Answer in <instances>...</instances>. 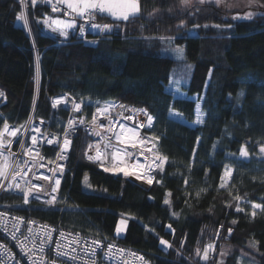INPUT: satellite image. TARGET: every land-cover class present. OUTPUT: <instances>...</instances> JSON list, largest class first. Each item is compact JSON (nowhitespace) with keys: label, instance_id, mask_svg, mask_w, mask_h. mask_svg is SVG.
<instances>
[{"label":"trees","instance_id":"16d2710c","mask_svg":"<svg viewBox=\"0 0 264 264\" xmlns=\"http://www.w3.org/2000/svg\"><path fill=\"white\" fill-rule=\"evenodd\" d=\"M255 1V13L242 18L245 10L214 0H139L140 12L127 20L99 14L111 27L85 42L43 32L39 19L53 13L29 0L31 35L20 23L21 0H0V130L2 115L22 128L33 109L37 122L60 130L68 112L52 109L57 94L83 102L88 116L122 101L155 117L150 133L167 157L147 190L86 160L90 137L80 129L55 205L25 203L4 189L0 209L115 240L152 264H240L242 251L264 264V211L253 215L241 202L264 206V0ZM167 39L184 46L192 65L184 97L171 90L178 61L161 53ZM199 103L205 120L195 125ZM45 151L54 157V149ZM123 215L127 230L117 236ZM208 244L213 259L203 262Z\"/></svg>","mask_w":264,"mask_h":264},{"label":"built area","instance_id":"2783aa9c","mask_svg":"<svg viewBox=\"0 0 264 264\" xmlns=\"http://www.w3.org/2000/svg\"><path fill=\"white\" fill-rule=\"evenodd\" d=\"M37 2L49 6L51 12L58 16L69 19L76 16L67 6L54 0H50V2L48 0H37ZM52 5H56L60 8V11L54 12ZM97 13L99 14V11ZM97 13L95 11L92 13L94 19L86 16L79 17L81 23L70 30L69 36L74 41L91 42L94 40L93 36L104 34L106 29L93 27V24L100 25L96 20ZM81 27L85 29L83 33L80 31ZM30 34L32 35L31 32ZM64 42L66 40H61V43ZM56 100L62 102L53 107ZM5 103L6 98L0 97V108ZM74 103L81 105L79 111L74 109ZM50 104L53 110L64 109L68 112V117L60 130H52L50 127L37 122L33 109L27 122L22 128H19L20 131L15 137L8 136L5 133V147L0 148V153H3L0 156V164L6 163L8 165L5 171L7 179L0 177V192L8 189L12 193L23 196L25 201V193L28 192V189H31L32 191L28 193V202L36 201L47 206L55 205L67 171L73 140L80 129L86 130L90 137L85 152L86 160L93 163L108 164L109 159L106 151H111L114 154L119 151L123 161L120 163L128 169L129 175H126L127 177L135 176L138 178L150 175L153 177L151 185L155 182L156 173L159 169L156 166L161 165V161L157 159V156H163V154L158 148L157 139L150 133L154 126L155 117L147 108L118 101L108 104L112 107L105 115L97 114L95 109L88 116L85 113L83 102L69 93L52 96ZM142 109H146L147 113L154 118L151 127L147 126L148 117L143 111H139ZM93 115L97 116L96 124L92 123ZM2 117L4 122L6 121L9 124V130L18 128L3 115ZM81 119L84 120L83 124L79 123ZM69 120L76 122L71 128H69ZM141 124L145 126L140 127ZM100 125H104V127H100ZM121 125H123V128ZM109 128L112 129L111 132L108 131ZM36 129H39V132ZM128 129L134 131L129 132ZM66 132L68 133L67 139L70 141L68 148L63 152L66 158L58 159L64 145ZM120 133L123 134L122 138L116 140L114 134ZM33 135L37 137L35 145L32 144L31 140ZM125 136L127 142L124 140ZM105 137L108 138L107 143L114 147H105ZM8 140H11L10 145L7 143ZM47 140H53V143L49 144ZM57 140L59 143L56 142ZM21 144L24 145L23 148ZM89 145L93 147L90 149ZM96 145H100L101 158L98 161L89 160L87 156L96 155ZM46 148L54 149V157L51 158L47 154ZM29 149H31V154L28 152ZM136 157H138V160ZM61 168L62 171L59 170ZM16 171H20V176L12 180L11 177ZM43 177H50L51 179L45 180ZM57 179L60 181L58 187L54 183ZM141 180L147 182L146 179ZM17 183L20 185L19 188L15 187ZM9 184L13 186L9 188ZM37 185L40 188L39 191L34 187ZM53 188H56L55 192L52 191ZM52 196H55V201L52 204L47 203ZM96 241H99L100 244L97 245ZM109 244L114 246L111 255L106 254ZM0 245L7 249L5 251L4 248H0V264H152L149 257L143 252L115 240L80 234L48 223L28 219L4 209H0ZM121 249L124 251L120 252ZM138 257L144 259L140 260Z\"/></svg>","mask_w":264,"mask_h":264},{"label":"snow or ice","instance_id":"6c2138e0","mask_svg":"<svg viewBox=\"0 0 264 264\" xmlns=\"http://www.w3.org/2000/svg\"><path fill=\"white\" fill-rule=\"evenodd\" d=\"M48 2H50V0H48ZM57 2L59 4H61V5H67V7L69 9H71L72 12H74L76 15H78V16H86V17L91 18V19H94V16L92 15V13L94 11H97V10L99 12H104V13H108V14L113 15V16H118V17H120V18H122L124 20H127L129 18V15H136L140 11L139 0H57ZM184 2L188 3L189 0H184ZM201 2H203V0H201ZM219 2H220V0H217V3H219ZM21 3L24 4L25 7L27 6L26 3H25V0H21ZM31 3L33 4V6H35V4L37 3V0H31ZM52 9H53L54 12L60 11V8H58L56 5H52ZM252 15H253V13H247V16L249 18ZM19 19L23 20L25 25L28 24V19H27V16H26L25 13L22 12L20 14ZM49 19H44L43 20V24L46 25L48 28H50L53 32L59 31L61 33V35H64V36L67 35V29L75 27V20L74 19L73 20L56 19L52 23H49ZM53 24L55 25V27L53 26ZM93 27L108 29L111 26L110 25H102L101 26V25L93 24ZM84 30L85 29L83 27L80 28V31L82 33L84 32ZM177 51L180 52V51H182V49L178 48ZM0 97H4V93L2 91H0ZM61 102H62L61 100L54 101L53 107H55L57 104H59ZM73 106H74V109L76 111L80 110V107H81L80 104L74 103ZM110 107H112V106L111 105H106L104 108L98 107L96 109V113L101 115V116H103V115H105L108 112ZM134 111H136V110H134ZM139 111H143L144 114L148 117L147 126L151 127L154 118L147 113L146 109H142V110H139ZM173 114L174 115H180L179 113H175V112H173ZM96 121H97V116L93 115L92 123L96 124ZM197 122H199V123L203 122L199 118V116H198ZM75 123H76L75 121L69 120V128L73 127ZM79 123L83 124L84 120L81 119L79 121ZM110 123H111V121H110ZM144 126L145 125H143V124L140 125V127H144ZM100 127H104V125H100ZM121 127L123 128V125H121ZM9 129H10V126L5 121L4 124H3V129L0 130V148L5 147V133H7L8 136L15 137L17 135V133L20 131L19 128H12L11 130H9ZM36 131L39 132V129H36ZM108 131L111 132L112 129L109 128ZM128 131L129 132H133L134 130L133 129H128ZM67 135H68V133L66 132L65 133V138H64V145H63V148L61 149V154L58 156V159H65L66 158L63 155V152L68 148V145L70 144V141L67 139ZM97 135H99V133H97ZM122 135H123L122 133L114 134V138L116 140H120L122 138ZM107 139L108 138L105 137V147H114L113 145L107 143ZM156 139H159V138H156ZM31 140H32V144L33 145H35L37 143V137L35 135H33L31 137ZM124 140H125V142H127V137L126 136L124 137ZM56 142L59 143L58 140ZM7 143H8V145H10L11 144V140H8ZM47 143L51 144V143H53V140H47ZM141 143H143V141H141ZM21 147L23 148L24 145L21 144ZM92 147H93L92 145H89L90 149ZM95 147H96V155L95 156H90V155L87 156V158L89 160H97L98 161L101 158V153H100V150H99L100 149V145H96ZM28 152H29V154H31V149H29ZM261 152H264V146H261ZM2 155H3V153H0V156H2ZM86 155H87V153H86ZM241 155L244 156V157H247L248 153H247L246 150L241 149ZM136 159L138 160V157H136ZM157 159H159L161 161V165L164 162L167 161V157H165V156H157ZM117 162H123L121 160L119 151L114 154L113 167L112 168H106L105 171L123 172L125 175H129L128 171L125 168L117 166ZM161 165H157L156 167H159L161 169V171H163ZM7 167H8V165L6 163L0 164V177H3L5 179H7V176L5 175V171H6ZM59 170L62 171V168L59 169ZM133 175H135V173H133ZM225 175H230V171L226 170ZM17 176H20V171H16L12 175L11 179L15 180ZM138 178L146 179L149 184H151L152 180H153V177L150 176V175L149 176H144V177H138ZM43 179L48 180V179H51V178L50 177H43ZM84 180H85V183H87L88 177L85 176ZM54 183L58 187L60 181L57 179V180L54 181ZM157 183H161V182L157 181ZM185 183H187V181H185ZM12 186H13L12 184L8 185L9 188H11ZM15 187L19 188L20 185L17 183L15 185ZM34 187L36 188L37 191L40 190L38 185L34 186ZM31 191H32L31 189H28V192L25 193V201H24L25 203L28 202V193H30ZM52 191L55 192L56 188H53ZM167 195L170 196L171 193H168ZM197 195H199V193H197ZM237 199H239V197H237ZM54 201H55V196H52V198L50 200H48L47 203L52 204ZM164 202L166 204H168L169 200L166 199ZM253 208L254 209L260 208V209L264 210V206H262V205L253 204ZM237 211H241V209L237 208ZM173 215H178V213H173ZM253 215H255V212H253ZM233 223H235V221ZM120 225H125L126 226V221L122 219L120 221ZM168 227L171 229V225H169ZM116 231H117V233H120L121 231H123V228L121 226H117ZM229 232H231V229H229ZM61 235H63V233H61ZM13 238L15 239L14 235H13ZM95 243L97 245L100 244L99 241H96ZM160 243L171 247V245H168V242L164 241L163 239L160 240ZM21 247H23V245H21ZM113 247L114 246L112 244L108 245V251L106 253L107 255H111L112 254V248ZM212 247L213 246L209 245V248H212ZM0 248H4V246L0 245ZM4 250L7 251L6 248H4ZM41 251H42V249H41ZM119 251L123 252L124 250L121 249ZM197 251L199 252V250H197ZM131 255H135V254H131ZM138 258L140 260L144 259L143 257H138ZM203 259L204 260L208 259L207 250H205Z\"/></svg>","mask_w":264,"mask_h":264},{"label":"rangeland","instance_id":"374dc122","mask_svg":"<svg viewBox=\"0 0 264 264\" xmlns=\"http://www.w3.org/2000/svg\"><path fill=\"white\" fill-rule=\"evenodd\" d=\"M28 1L29 0H25V3L27 5L26 7L23 4V13H25L26 16H27L28 24L25 25L23 20H21L20 23H23L25 25L26 29L31 32L32 27H31V24H30L29 13H28L29 12ZM54 1L57 2V0H54ZM205 1H208V0H203V2H205ZM214 1L217 3V0H214ZM196 2L200 3L201 0H189V2L187 4L189 5L190 3H196ZM217 4L218 5H222L224 8H227V9H242V10H245V11H242L240 13V15H239V17H242V18H249L247 16V13H255V8L258 6V3L255 0H220V2L217 3ZM95 12L97 13L98 11H95ZM99 14L102 15L101 12H99ZM99 14L97 13V18L99 16ZM56 16H58V15H56ZM79 17H83V16L76 15L73 18L77 22V25L81 23V19ZM97 18H96V20H97ZM57 19L73 20V19H69V18H65V17H61V16H58ZM99 24L101 26L104 25V24H101V23H99ZM101 29H103V28H101ZM192 33L194 34V32H192ZM69 34H70V31H68L66 36H69ZM178 48L182 49V51L178 52L177 51ZM161 51H162L161 53L163 55H167V56L173 57L174 59H176L178 61V64H177V67H176L177 69H175V71L173 72V75H172V80L173 81L171 80V82H172L171 90H176V91H174V93H175V95H177L179 97L186 96V94H185L184 90L182 89V87L187 85V83L189 82V79H190V76H191L192 65L185 58L184 46L175 44L172 40L168 41V39H167V40H165L163 42V47H162ZM198 116L204 122L205 113H204L200 103L198 104V110H197L196 119H195V122H194L195 125L203 124V122L202 123L197 122ZM190 123L193 124V122H190ZM106 155H107V157L109 159L108 164L100 163V165H99L104 170L106 168H112L113 167L114 153L111 152V151H106ZM245 158H247V157H245ZM117 166L125 168L128 171L127 167L124 166L120 162L117 163ZM108 172H111L114 175L126 176L123 172H115V171H108ZM241 202L244 203V204H247L246 206H248L250 208L252 214H253V212H255V214H256L258 212L264 211V210H262L260 208H256V209L253 208V204L261 205L259 203H254V202L245 203L246 201H244V200H242ZM122 219L126 221V226L125 225H120V221ZM117 226H121L123 228V231H121L120 233H117V231H116V235L117 236H124L125 233H126V230H127V226H128V217H126L124 215L121 216L119 218ZM209 245H211V244H208L207 247H206V250L208 252V259L207 260L203 259V256H204V253H205V251H204L203 254H202V257H201L203 262H207L208 260L213 259L210 256V253H211L213 247L209 248ZM248 247L251 248V249H255L254 245H249ZM221 252H223V254H226L227 253V248L226 247H222L220 249L219 253H221ZM253 257H251V252L250 251H242L239 262H240V264H254Z\"/></svg>","mask_w":264,"mask_h":264},{"label":"crops","instance_id":"0c3cea01","mask_svg":"<svg viewBox=\"0 0 264 264\" xmlns=\"http://www.w3.org/2000/svg\"><path fill=\"white\" fill-rule=\"evenodd\" d=\"M67 6V5H65ZM102 15H109V16H112V17H116V18H120L118 16H113V15H110L108 13H104V12H101ZM132 16V15H129V17ZM58 16L54 15V14H51V13H45L42 15V17L39 19V23L41 24V28L43 30V32H45L46 34L48 35H51V36H60L62 38H65L66 36L64 35H61V33L59 31L57 32H53L50 28H48L46 25L43 24V20L44 19H49V23H52L54 20L57 19ZM77 25V22L75 21V26ZM53 26L55 27V25L53 24ZM70 29L72 28H69L67 29V33L68 31H70Z\"/></svg>","mask_w":264,"mask_h":264},{"label":"water","instance_id":"95a60500","mask_svg":"<svg viewBox=\"0 0 264 264\" xmlns=\"http://www.w3.org/2000/svg\"><path fill=\"white\" fill-rule=\"evenodd\" d=\"M129 179H130L131 181L135 182L136 184H138L139 186H141V187L147 189V190L150 189V187H151V184H149V183H147V182H145V181H143V180H141V179H138V178L135 177V176H130Z\"/></svg>","mask_w":264,"mask_h":264}]
</instances>
